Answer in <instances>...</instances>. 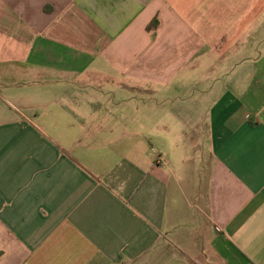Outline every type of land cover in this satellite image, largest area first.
Wrapping results in <instances>:
<instances>
[{"label": "crops", "instance_id": "crops-1", "mask_svg": "<svg viewBox=\"0 0 264 264\" xmlns=\"http://www.w3.org/2000/svg\"><path fill=\"white\" fill-rule=\"evenodd\" d=\"M0 264H264V0H0Z\"/></svg>", "mask_w": 264, "mask_h": 264}, {"label": "rangeland", "instance_id": "rangeland-1", "mask_svg": "<svg viewBox=\"0 0 264 264\" xmlns=\"http://www.w3.org/2000/svg\"><path fill=\"white\" fill-rule=\"evenodd\" d=\"M164 95L165 97L161 100L156 99V104H157V111H160L163 114L169 113L171 111V105L172 101L170 100L171 96V90H164ZM169 99V100H167ZM189 99V98H188Z\"/></svg>", "mask_w": 264, "mask_h": 264}]
</instances>
